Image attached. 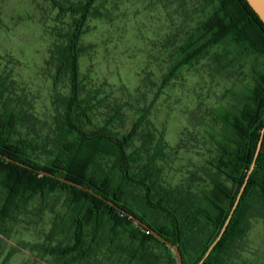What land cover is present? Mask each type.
Instances as JSON below:
<instances>
[{"label": "trees", "instance_id": "trees-1", "mask_svg": "<svg viewBox=\"0 0 264 264\" xmlns=\"http://www.w3.org/2000/svg\"><path fill=\"white\" fill-rule=\"evenodd\" d=\"M49 1L59 15L76 17L65 44L54 53V84L68 77L69 94L55 92L60 110L52 131L38 140L22 132V115L9 98L1 100L5 80L0 83V236L7 221L23 222L36 202L33 216L49 211L53 220L42 243L19 242L5 253L0 240V264L23 250L57 264H178L173 246L182 264H198L228 217L261 139L240 201L202 263L234 264L252 220L264 223V23L245 0H199L200 20L174 51L163 84L181 67L210 53L219 62L223 58L225 67L248 59L257 65L250 87L232 91L233 104L214 111L221 128L208 132L214 155L200 168L201 176L171 188L161 182L160 164L168 149L162 136L144 132L133 147L150 106L139 110L126 135L105 126L87 128L97 108L95 97L80 95L78 43L99 0L68 7ZM199 182L205 185L197 186Z\"/></svg>", "mask_w": 264, "mask_h": 264}, {"label": "rangeland", "instance_id": "rangeland-1", "mask_svg": "<svg viewBox=\"0 0 264 264\" xmlns=\"http://www.w3.org/2000/svg\"><path fill=\"white\" fill-rule=\"evenodd\" d=\"M57 1L64 7L84 2ZM93 6L96 11L87 18L77 59L80 95L95 97L97 108L87 128L105 126L126 135L138 120L139 110L150 106L148 121L133 147L139 146L144 132L152 131L156 138L161 135L168 148L160 164L161 182L171 188L191 184L214 155L208 132L221 128L214 111L233 104L232 91L250 87L252 67L257 64L248 59L225 67L223 58L219 62L210 53L181 67L163 84L174 51L200 20V1L99 0ZM58 12L49 0H0V83L5 80L1 100L9 98L22 115V132L38 140L52 131L60 110L55 92L67 96L70 88L66 76L54 84V53L65 44L76 17ZM36 206L37 202L31 205L23 222L4 224L0 240L5 253L19 242L45 241L53 213L33 216ZM240 245L242 251L234 264H264V223L252 220ZM5 264L57 263L36 251L23 250Z\"/></svg>", "mask_w": 264, "mask_h": 264}, {"label": "water", "instance_id": "water-1", "mask_svg": "<svg viewBox=\"0 0 264 264\" xmlns=\"http://www.w3.org/2000/svg\"><path fill=\"white\" fill-rule=\"evenodd\" d=\"M245 1L250 6V8L254 11V13L258 16V18L260 19V21L262 23H264V0H245ZM262 135H264V130H262V132H261V138H262ZM260 146H261V139H260V141L257 144L253 162H252V164L250 166V169H249V171H248V173L246 175V178H245V180H244V182H243V184H242V186H241V188H240V190H239V192H238V194L236 196L235 202H234V204H233V206H232V208H231V210H230V212L228 214V217L226 218V220H225V222H224V224H223V226H222V228H221V230H220L217 238L210 245V247L208 248V250L204 254L203 258L199 261L198 264H202L205 261V259L209 256V254L211 253V251L214 248V246L221 239V237H222V235H223V233H224V231H225L228 223L230 222V219H231V217H232V215H233V213H234V211H235V209H236V207H237V205H238V203L240 201V198H241V195H242V193L244 191V188L246 186L247 180H248V178H249V176L251 174V171L254 168V165H255V162H256V157H257L258 152L260 150ZM126 214L130 218H133L128 213H126ZM173 248L176 251V255H177V259H178V264H182V258H181V254H180L178 248L176 246H173Z\"/></svg>", "mask_w": 264, "mask_h": 264}]
</instances>
